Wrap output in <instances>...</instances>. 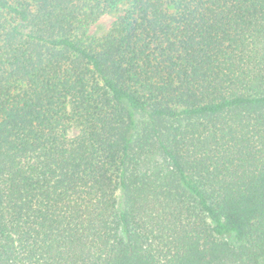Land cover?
<instances>
[{
	"label": "trees",
	"instance_id": "16d2710c",
	"mask_svg": "<svg viewBox=\"0 0 264 264\" xmlns=\"http://www.w3.org/2000/svg\"><path fill=\"white\" fill-rule=\"evenodd\" d=\"M0 264H264V0H0Z\"/></svg>",
	"mask_w": 264,
	"mask_h": 264
},
{
	"label": "rangeland",
	"instance_id": "374dc122",
	"mask_svg": "<svg viewBox=\"0 0 264 264\" xmlns=\"http://www.w3.org/2000/svg\"><path fill=\"white\" fill-rule=\"evenodd\" d=\"M111 19L109 17H105L101 21V25L108 26L110 24Z\"/></svg>",
	"mask_w": 264,
	"mask_h": 264
}]
</instances>
